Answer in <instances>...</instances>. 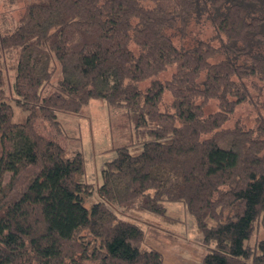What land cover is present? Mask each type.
<instances>
[{
    "label": "trees",
    "instance_id": "trees-1",
    "mask_svg": "<svg viewBox=\"0 0 264 264\" xmlns=\"http://www.w3.org/2000/svg\"><path fill=\"white\" fill-rule=\"evenodd\" d=\"M204 25L208 39L189 30ZM93 100L131 128L96 187L52 135ZM244 104L264 107V0H26L17 20L0 14V264H169L117 212L165 217L166 203L193 217L201 264H264V115L227 126Z\"/></svg>",
    "mask_w": 264,
    "mask_h": 264
},
{
    "label": "rangeland",
    "instance_id": "rangeland-1",
    "mask_svg": "<svg viewBox=\"0 0 264 264\" xmlns=\"http://www.w3.org/2000/svg\"><path fill=\"white\" fill-rule=\"evenodd\" d=\"M25 3L26 0H0V14L9 13L14 20H17L24 10ZM189 30L193 34L200 33L203 39H208L213 34L209 25L194 26ZM6 70L7 90H9L14 81V71L10 68V64H7ZM172 72L173 69H170L160 78L168 79ZM172 100L171 94L167 93L163 101V109L170 110ZM257 114L264 115L262 105L257 108L252 104L241 105L227 126L231 127L237 120L248 127L253 126ZM58 119L64 125L66 135L56 136L55 132L52 135L68 150H79L84 154L86 160L84 179L93 183L94 187L100 185L105 163L116 156L118 147L129 143L131 128L125 123L124 115L121 112H113L101 101L93 100L79 114L59 113ZM96 200L94 195L89 205ZM165 205L167 207L165 217L147 212L127 214L123 209H117V212L123 218L141 224L153 242L165 244L169 264H201L202 254L206 249L193 217L181 203Z\"/></svg>",
    "mask_w": 264,
    "mask_h": 264
}]
</instances>
